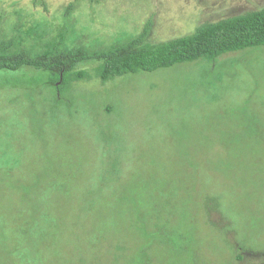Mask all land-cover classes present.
<instances>
[{
    "label": "rangeland",
    "instance_id": "374dc122",
    "mask_svg": "<svg viewBox=\"0 0 264 264\" xmlns=\"http://www.w3.org/2000/svg\"><path fill=\"white\" fill-rule=\"evenodd\" d=\"M262 8L0 0V41L102 51L149 23L154 44ZM97 68L82 63L61 101L0 87V264H264V47L107 83ZM156 230L168 240L144 246Z\"/></svg>",
    "mask_w": 264,
    "mask_h": 264
},
{
    "label": "trees",
    "instance_id": "16d2710c",
    "mask_svg": "<svg viewBox=\"0 0 264 264\" xmlns=\"http://www.w3.org/2000/svg\"><path fill=\"white\" fill-rule=\"evenodd\" d=\"M150 24L138 37L102 51L68 52L56 47L51 53L43 54L12 50V44L0 41V87H49L58 92L56 97L61 101L60 97L71 83L73 75L78 79L86 78L85 74L76 73L77 68L85 62L96 63L99 79L107 83L118 77L150 74L181 64L215 62L226 53L264 47V8L204 24L192 34L161 43L145 44ZM24 71L32 74L15 75ZM145 237L147 243L144 246L158 240L165 242L169 234H161V231L156 230Z\"/></svg>",
    "mask_w": 264,
    "mask_h": 264
}]
</instances>
